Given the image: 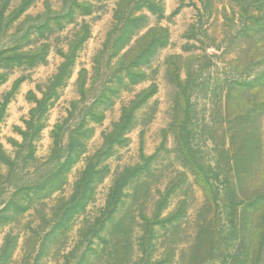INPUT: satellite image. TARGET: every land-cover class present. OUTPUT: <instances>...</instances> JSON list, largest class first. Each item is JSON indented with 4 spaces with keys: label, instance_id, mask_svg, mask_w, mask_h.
Masks as SVG:
<instances>
[{
    "label": "rangeland",
    "instance_id": "obj_1",
    "mask_svg": "<svg viewBox=\"0 0 264 264\" xmlns=\"http://www.w3.org/2000/svg\"><path fill=\"white\" fill-rule=\"evenodd\" d=\"M0 264H264V0H0Z\"/></svg>",
    "mask_w": 264,
    "mask_h": 264
}]
</instances>
